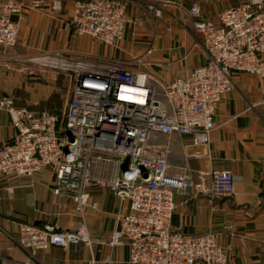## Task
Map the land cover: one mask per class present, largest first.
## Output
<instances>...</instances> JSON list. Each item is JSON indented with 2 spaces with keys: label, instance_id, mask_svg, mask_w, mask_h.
I'll use <instances>...</instances> for the list:
<instances>
[{
  "label": "built area",
  "instance_id": "built-area-1",
  "mask_svg": "<svg viewBox=\"0 0 264 264\" xmlns=\"http://www.w3.org/2000/svg\"><path fill=\"white\" fill-rule=\"evenodd\" d=\"M62 5L63 0H0V51L17 45L19 21L29 12H58ZM167 5L150 2L146 9L150 16L162 17ZM189 12L207 62L166 83V103L157 98L150 83L157 80L145 74L140 81L141 73L126 62L65 58L60 53L47 55L45 63L71 72L70 95L62 112H39L9 98L0 100V109L10 114L16 130L0 147V175L31 178L50 169L54 194L71 196L80 219L71 231L51 223L20 222L17 242L32 256L51 246H93L85 215L98 203L87 189L101 186L121 204H129L127 213L118 214V228L108 244L128 246L131 264L227 263L223 233L182 234L172 229V217L177 194L194 190L232 195L234 173L170 174L169 146L161 145L158 137L187 135L190 146L205 151L191 157H210L216 109L235 88L234 74L264 78V0L241 2L215 20L205 17L197 5ZM131 21L125 0H75L70 18L78 35L111 46L123 38Z\"/></svg>",
  "mask_w": 264,
  "mask_h": 264
},
{
  "label": "crops",
  "instance_id": "crops-1",
  "mask_svg": "<svg viewBox=\"0 0 264 264\" xmlns=\"http://www.w3.org/2000/svg\"><path fill=\"white\" fill-rule=\"evenodd\" d=\"M74 1L63 0L58 12L31 11L19 21L17 45L0 51V100L9 98L17 106L32 109L38 103L48 107L49 93L41 87L42 83L47 85L42 80L49 75L45 58L60 53L71 58L126 62L141 73L140 81L145 74L157 80V84L150 83L157 89V98L166 103V83L207 62L189 9L197 5L205 17L215 20L222 11L242 2L125 0L132 21L123 38L111 46L73 30ZM150 2H168L162 17L148 14L146 5ZM150 48L153 51L148 54ZM234 83L235 88L223 96L216 109L210 157H191L205 151L190 146L187 135L158 137L161 144L163 137L169 138L170 174L230 170L236 178L235 192L230 196L194 190L177 194L172 229L186 235L221 232V242L229 254L226 264H264V78L235 73ZM55 99L51 98L53 106ZM60 99L65 104L50 112H61L66 106L68 98ZM15 134L10 114L0 109V147ZM53 181L54 174L47 168L31 178L0 175V264H131L128 246L108 244L118 228V214L127 213L129 204H121L107 187L87 189L91 200L98 203L97 209H89L85 215L94 241L91 248L83 244L51 246L32 256L18 244L20 222L51 223L61 231H71L80 224L72 197L55 195Z\"/></svg>",
  "mask_w": 264,
  "mask_h": 264
},
{
  "label": "rangeland",
  "instance_id": "rangeland-1",
  "mask_svg": "<svg viewBox=\"0 0 264 264\" xmlns=\"http://www.w3.org/2000/svg\"><path fill=\"white\" fill-rule=\"evenodd\" d=\"M247 0H242V2H245ZM62 55V54H61ZM65 58H69V56H64ZM79 56H73L72 58H78ZM49 69V75L47 78H45L42 81H46L47 85L45 83H42L41 87L46 88V91L49 93L47 99V104L42 105L41 103H38L36 106H32L36 108V111H52L58 108V104L64 105L63 100L60 98H69L70 95V86H71V72L68 70H61V69H56L53 66H48ZM44 85V86H43ZM39 88V86H38ZM51 89V90H50ZM37 93V90L35 91ZM51 92V94H50ZM56 98L55 99V104L53 106V102H51V98ZM53 101V100H52ZM65 107V106H64ZM64 107L62 108V111L64 110ZM61 111V112H62ZM60 112V111H59ZM163 146L169 145V138L163 137L162 138V144Z\"/></svg>",
  "mask_w": 264,
  "mask_h": 264
},
{
  "label": "bare ground",
  "instance_id": "bare-ground-1",
  "mask_svg": "<svg viewBox=\"0 0 264 264\" xmlns=\"http://www.w3.org/2000/svg\"><path fill=\"white\" fill-rule=\"evenodd\" d=\"M162 136V135H161Z\"/></svg>",
  "mask_w": 264,
  "mask_h": 264
}]
</instances>
